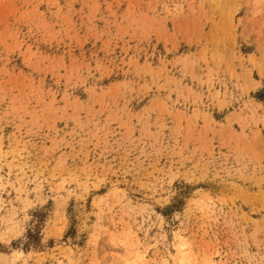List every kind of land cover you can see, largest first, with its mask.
I'll return each mask as SVG.
<instances>
[{
    "label": "rangeland",
    "instance_id": "374dc122",
    "mask_svg": "<svg viewBox=\"0 0 264 264\" xmlns=\"http://www.w3.org/2000/svg\"><path fill=\"white\" fill-rule=\"evenodd\" d=\"M0 264H264V0H0Z\"/></svg>",
    "mask_w": 264,
    "mask_h": 264
}]
</instances>
